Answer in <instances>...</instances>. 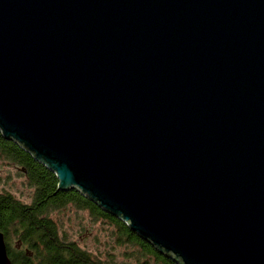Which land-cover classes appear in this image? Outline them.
Masks as SVG:
<instances>
[{
	"label": "water",
	"instance_id": "obj_1",
	"mask_svg": "<svg viewBox=\"0 0 264 264\" xmlns=\"http://www.w3.org/2000/svg\"><path fill=\"white\" fill-rule=\"evenodd\" d=\"M0 131L178 264H264V0H0Z\"/></svg>",
	"mask_w": 264,
	"mask_h": 264
},
{
	"label": "trees",
	"instance_id": "obj_2",
	"mask_svg": "<svg viewBox=\"0 0 264 264\" xmlns=\"http://www.w3.org/2000/svg\"><path fill=\"white\" fill-rule=\"evenodd\" d=\"M0 162L15 168L33 190L29 205L7 192L0 193V233L11 264H113L61 239L48 214L67 205L86 211L93 220L109 223L114 228L117 245L128 246L130 250L133 262L129 264H178L89 198L75 190L58 191L55 175L14 141L5 138L1 131ZM10 234L16 239L13 248L7 243Z\"/></svg>",
	"mask_w": 264,
	"mask_h": 264
},
{
	"label": "rangeland",
	"instance_id": "obj_3",
	"mask_svg": "<svg viewBox=\"0 0 264 264\" xmlns=\"http://www.w3.org/2000/svg\"><path fill=\"white\" fill-rule=\"evenodd\" d=\"M7 192L21 203L29 205L33 190L26 179L7 163L0 162V193ZM48 217L55 223L62 240L75 243L80 249L104 262L113 264L132 263L128 246L117 245L114 228L107 222L93 220L83 210L67 205L52 211ZM8 246L13 248L16 239L8 236Z\"/></svg>",
	"mask_w": 264,
	"mask_h": 264
}]
</instances>
